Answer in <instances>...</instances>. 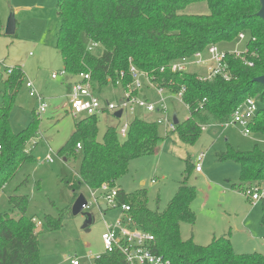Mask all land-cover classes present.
<instances>
[{
    "label": "trees",
    "instance_id": "obj_1",
    "mask_svg": "<svg viewBox=\"0 0 264 264\" xmlns=\"http://www.w3.org/2000/svg\"><path fill=\"white\" fill-rule=\"evenodd\" d=\"M200 3L205 4L206 13L186 12L189 6ZM260 7L259 0H57L59 26L54 47L69 76L81 71L90 74L97 95L108 85L116 86L117 81L123 87L130 82L131 65L168 92L184 87L182 101L190 106L189 115L178 120L173 131L186 144L192 145L199 138L202 125L228 121L233 109L246 97L263 105L250 128L252 133L264 134V85L254 80L264 75V21L257 15ZM239 33L246 37V51L235 56L221 43L237 41ZM211 44L225 51L228 80L218 75L199 79L194 72L169 69L172 62L204 51ZM5 75L0 105V190L24 161L34 159L32 149L27 152L24 147L39 123L36 115L27 128L18 133L11 131L8 110L24 72L20 65H14ZM97 121V115L78 120L70 138L57 152L81 155L78 171L64 179L74 198L82 186L95 190L106 184L109 189L115 188V180L126 172L129 160L154 153L163 139L155 119L133 116L126 137L120 140L117 127L108 126L98 140ZM77 143L81 145L79 150ZM229 156L242 166L240 181L231 186L242 190L249 199L246 191L251 185L264 182V148L224 157ZM193 168L195 164H186L177 191L162 211L146 206L145 189L126 193L116 187L115 199L130 207L128 213L134 225L153 235L154 251L167 258L169 264H264L260 253L235 252L225 235L214 237L207 245L181 238L180 222L195 219L190 202L196 190L187 182ZM8 200L12 212H0V264H41L35 216L26 214L27 195H10ZM261 206L264 224V202ZM13 210L17 211L16 216ZM60 221L50 215L39 219L40 225L48 229L58 227ZM93 262L126 264L118 250L101 253Z\"/></svg>",
    "mask_w": 264,
    "mask_h": 264
},
{
    "label": "rangeland",
    "instance_id": "obj_2",
    "mask_svg": "<svg viewBox=\"0 0 264 264\" xmlns=\"http://www.w3.org/2000/svg\"><path fill=\"white\" fill-rule=\"evenodd\" d=\"M56 3L57 0H0V61H4L7 67L18 63L24 72L23 82L8 110V124L13 133H18L30 126L37 114L39 120L35 135L28 139L24 147L27 152L32 149L34 159L24 161L13 177L3 184L0 212H12L8 200L10 195H27V215H34L36 221L44 215L61 218L56 228L48 229L40 224L35 227L41 264H70V258L74 257L78 258L80 264H92L93 257L104 251L101 234L105 230V222H113L120 215V209L116 207L100 211L96 204H92L77 215L71 214L75 198L64 179H69L78 171L81 155L73 157L69 154L58 155L57 152L68 141L75 123L80 119L68 113L64 78L59 75L56 79L51 78L52 73L63 69L61 55L54 47L59 26ZM206 11L203 3L193 4L186 9L187 13ZM11 16L15 19V31L8 35L5 30ZM221 46L241 50L244 42H226ZM188 71L198 75L206 73L205 68L196 65L188 66ZM5 74L0 66V105ZM28 80L44 97L46 108L41 113L36 110L38 100L29 96L25 87ZM138 80L141 83L139 96L156 103L160 97L153 86L141 75ZM122 94L120 84L108 85L102 89L99 98L117 102ZM164 104L166 113L159 115L163 118L176 116L182 121L189 115L184 103L172 97L166 98ZM261 104L258 102L259 106ZM155 114L139 109L133 114L124 113L119 118L114 117L113 112L99 114L97 139H101L108 126L117 127L118 132L123 123L134 115L156 119L158 114L156 118ZM158 127L163 139L156 151L130 159L126 172L115 180L116 187L126 193L145 189L146 206L162 211L177 191L186 164L194 165L197 156L203 153L201 171L196 172L193 168L187 177L188 184L196 190L195 198L190 202L195 219L194 222H180L181 238L207 245L214 237L225 235L229 237L235 252L264 255L261 202H251L242 190L232 188V184L240 181L242 166L232 156L224 157L231 153L245 155L255 147L264 148V134L244 135L239 125L210 124L189 145L182 142L173 130L166 129L165 125L159 124ZM33 138L36 144H31ZM118 138L122 139L119 135ZM47 154L52 157V162L45 160ZM78 193L91 201L87 187L82 186ZM16 212L12 213L13 216H16ZM85 213L93 217L86 227L83 226Z\"/></svg>",
    "mask_w": 264,
    "mask_h": 264
},
{
    "label": "built area",
    "instance_id": "obj_3",
    "mask_svg": "<svg viewBox=\"0 0 264 264\" xmlns=\"http://www.w3.org/2000/svg\"><path fill=\"white\" fill-rule=\"evenodd\" d=\"M237 41H245L246 37L243 33H239ZM92 46H95L93 44ZM246 51L245 46L243 49L237 50L232 49L231 53L235 56H239L242 52ZM225 51L218 46L211 44L204 51H197L189 57H183L178 61H174L169 65V69L173 72H184L188 71V66L196 65L206 69V73L199 75V79H208L214 76H220L224 80L230 78V71L224 60ZM246 64L251 65V62ZM0 66L8 74L12 71V67H7L4 61H0ZM163 71V67L160 68ZM123 71L119 73L120 77L123 76ZM129 74L131 76V81L128 82L124 87L120 84L123 89V94L119 101H103L99 98V95L95 94L93 86L91 83L90 74L88 72H79L74 76H69V74L64 70L52 73L51 78L55 79L59 76L66 77L69 81V89L67 91L66 97L68 101V113L74 118L82 119L90 115H99L109 112H115L121 110V116L125 113L133 114L138 109L145 111L147 113H156L158 117L155 119L158 124L165 125L166 129L173 130L174 123L172 118H163L159 115H164L166 113L167 107L164 104V100L168 97L182 101L184 87H181L178 91L173 93L168 92L163 88V86L157 85L152 82L150 76L142 71H139L135 66L131 65L129 67ZM143 76L147 82L153 86L156 90L159 100L156 103L149 101L147 98L140 97L138 90L141 86L138 76ZM116 84V85H117ZM25 87L28 90L29 96L35 97L38 100V108L36 110L41 113L45 110L46 104L44 102V97L40 95L32 81H26ZM164 93H167L165 96ZM184 105L189 109V105ZM259 109L258 101L253 97H246L241 101L231 112L228 121L222 123L225 125H239L242 128L244 135L251 134L252 122ZM38 115V114H37ZM120 116V117H121ZM136 116V115H134ZM129 121L123 123V125L118 130V135L121 138L126 137ZM202 130L206 128V125L201 126ZM31 144H36L35 138L31 139ZM81 148L80 143L76 144V149ZM1 150V145H0ZM204 158V154L201 153L197 156L195 162V171H201V161ZM47 162H52V157L47 154L45 157ZM254 185V186H253ZM249 190L246 191L249 200L251 202H264V182L253 184ZM91 201L86 199V203L82 205L83 209H88L92 204H96L100 211H104L101 205H105L106 209L116 208L120 209V215H118L113 222H105V230L101 234V239L103 242L104 252H112L118 250L125 258L126 264H169V260L163 255L158 254L154 251V237L151 233L137 228L133 219L129 215L130 207L125 203H118L116 198V189H109L106 184H103L100 188L92 190L88 189ZM101 200V201H100ZM35 227L40 224L39 221L33 219ZM101 253L93 257V259L98 258ZM70 264H80L78 258H70ZM94 264V262L92 263Z\"/></svg>",
    "mask_w": 264,
    "mask_h": 264
},
{
    "label": "water",
    "instance_id": "obj_4",
    "mask_svg": "<svg viewBox=\"0 0 264 264\" xmlns=\"http://www.w3.org/2000/svg\"><path fill=\"white\" fill-rule=\"evenodd\" d=\"M261 7L257 13V15L259 17H261V19L264 21V0H259ZM15 31V19L13 18V16H11L6 24V34L8 35H12L14 34ZM255 81L260 82L261 84L264 85V75L258 76L256 78H254ZM114 117L119 118L121 116V110H117L113 113ZM172 121L174 124H176L178 122V118L176 116L172 117ZM86 203V198L83 194L79 193L77 195V197L75 198L72 206H71V214L72 215H77L78 213L82 212V205ZM102 210H105L106 207L105 205H101ZM86 216V220L83 224L84 227H86L89 223L92 222L93 217L89 214V213H85Z\"/></svg>",
    "mask_w": 264,
    "mask_h": 264
},
{
    "label": "crops",
    "instance_id": "obj_5",
    "mask_svg": "<svg viewBox=\"0 0 264 264\" xmlns=\"http://www.w3.org/2000/svg\"><path fill=\"white\" fill-rule=\"evenodd\" d=\"M14 65H20V64H14ZM21 67V66H20ZM64 79H63V83L64 84H66V91H65V95L67 94V91H68V89H69V81L67 80V78L66 77H63ZM56 79V78H55ZM157 117V114H155V118ZM88 189V188H87Z\"/></svg>",
    "mask_w": 264,
    "mask_h": 264
}]
</instances>
